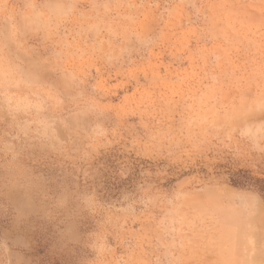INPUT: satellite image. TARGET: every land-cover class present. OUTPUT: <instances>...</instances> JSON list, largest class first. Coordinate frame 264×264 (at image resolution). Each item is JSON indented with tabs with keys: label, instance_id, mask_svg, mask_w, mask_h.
I'll list each match as a JSON object with an SVG mask.
<instances>
[{
	"label": "rangeland",
	"instance_id": "obj_1",
	"mask_svg": "<svg viewBox=\"0 0 264 264\" xmlns=\"http://www.w3.org/2000/svg\"><path fill=\"white\" fill-rule=\"evenodd\" d=\"M0 264H264V0H0Z\"/></svg>",
	"mask_w": 264,
	"mask_h": 264
}]
</instances>
